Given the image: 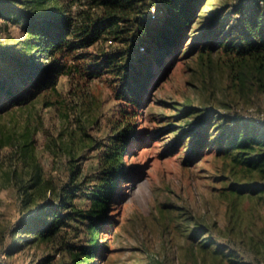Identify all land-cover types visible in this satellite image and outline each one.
I'll use <instances>...</instances> for the list:
<instances>
[{
    "label": "rangeland",
    "instance_id": "rangeland-1",
    "mask_svg": "<svg viewBox=\"0 0 264 264\" xmlns=\"http://www.w3.org/2000/svg\"><path fill=\"white\" fill-rule=\"evenodd\" d=\"M230 1L207 0L198 20ZM8 24L23 35L22 25ZM200 26L157 71V85L139 106L118 97V78L107 72L86 89L61 76L57 90L0 105V260L71 261L63 239L17 233V226L43 203L86 206L83 187L94 184L101 152L122 132L128 176L98 234L104 246L93 264H264V189L242 187L262 179L217 143L225 110L264 116V72L203 41L194 49ZM121 108L137 111L134 138L116 129ZM67 228L66 241L75 243L76 231Z\"/></svg>",
    "mask_w": 264,
    "mask_h": 264
},
{
    "label": "trees",
    "instance_id": "trees-1",
    "mask_svg": "<svg viewBox=\"0 0 264 264\" xmlns=\"http://www.w3.org/2000/svg\"><path fill=\"white\" fill-rule=\"evenodd\" d=\"M206 2L0 0V20H6L0 23V105L8 100L23 103L33 91L57 90L61 76L85 88L94 76L107 72L118 78V97L139 106L147 100L157 71L177 57L197 21L201 26L194 49L203 41L204 48L221 49L231 61L252 62L264 72V0H232L198 20ZM9 21L22 25V36L12 34ZM120 110L116 129L136 137L137 111ZM222 114L227 122L218 136L220 149H234L237 160L258 171L262 181L243 188L264 189V116L235 109ZM118 137L120 142L112 141L101 152L102 168L94 184L83 187L86 206L65 200L59 206L43 203L21 220L17 233H33L47 241L63 239L60 249L71 255L67 264H93L104 246L98 234L108 220L118 185L128 176L123 160L128 140L122 132L114 138ZM76 187L74 195L81 188ZM67 227L76 231L75 243L66 241Z\"/></svg>",
    "mask_w": 264,
    "mask_h": 264
},
{
    "label": "built area",
    "instance_id": "built-area-1",
    "mask_svg": "<svg viewBox=\"0 0 264 264\" xmlns=\"http://www.w3.org/2000/svg\"><path fill=\"white\" fill-rule=\"evenodd\" d=\"M152 11H153V12L155 11V8H154V7L152 8Z\"/></svg>",
    "mask_w": 264,
    "mask_h": 264
}]
</instances>
